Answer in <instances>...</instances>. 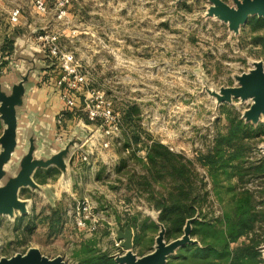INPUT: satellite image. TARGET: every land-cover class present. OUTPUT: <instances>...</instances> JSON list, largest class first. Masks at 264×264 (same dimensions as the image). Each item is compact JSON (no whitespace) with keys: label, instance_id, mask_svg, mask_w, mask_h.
Masks as SVG:
<instances>
[{"label":"rangeland","instance_id":"1","mask_svg":"<svg viewBox=\"0 0 264 264\" xmlns=\"http://www.w3.org/2000/svg\"><path fill=\"white\" fill-rule=\"evenodd\" d=\"M43 2L45 10L38 8L37 0H0L1 31L12 27L11 34L19 29L37 38L45 32L57 35L62 52H72L73 64L87 75V96L76 92L81 108L87 101L94 103L98 91L103 92L119 117V126L109 147L98 143L83 152L89 158L86 162L94 158L96 162L82 189L76 192L65 185L61 192L57 173L48 182L59 187L60 199L49 188L21 190V198L29 201V213L16 211L0 216V258L38 247L48 257L62 255L68 263L84 264L83 258L95 261L101 253L117 256L123 251L117 245L119 231L124 230L120 219L139 216L151 222L160 214L150 193L129 187L132 169L143 172L141 164L131 161L128 169L117 171L123 144L131 134L123 109L130 104L138 111L135 117L143 140L137 144L130 141L139 156L145 157L146 144L157 140L196 160L205 142L214 138L218 128H224L225 109L237 111L242 117L251 103L250 99H233L218 105L215 93L223 86L236 85V75L250 71L255 61L264 58L252 54L254 43L244 41L254 34L249 23L255 16L235 33L221 20L206 15L209 0H186L189 9L177 6L178 0ZM16 9L21 15L19 22L13 23L11 14ZM22 20L26 23L19 26ZM255 33L264 36V29ZM53 58L54 69H61L59 59ZM101 121L97 120L96 126ZM246 122L259 131L264 117L258 123ZM263 144L264 139L258 143L260 155H264ZM100 149L105 154L97 152ZM196 166L207 182L212 201L210 217L222 216L233 201L230 189L236 184L235 176L215 178L197 160ZM10 169L15 172V166ZM85 198L90 207L88 217L83 218L86 224L80 226L72 216ZM59 209L63 219L57 223L55 211ZM157 224L140 233L137 242L138 232L132 229L134 251L139 256L155 249L160 231Z\"/></svg>","mask_w":264,"mask_h":264},{"label":"trees","instance_id":"2","mask_svg":"<svg viewBox=\"0 0 264 264\" xmlns=\"http://www.w3.org/2000/svg\"><path fill=\"white\" fill-rule=\"evenodd\" d=\"M177 6L189 9L186 0H180ZM249 24L254 34L249 40L244 37V41L254 43L256 46L250 48L252 54L264 58V36L255 33L264 29V17L255 16ZM164 25L168 26V22ZM20 32L16 29L14 36ZM2 51L4 55L14 51L13 35L6 38ZM6 63L7 60H3L0 69ZM203 66L207 67V63ZM137 112L129 105L123 109L126 126L131 130L130 140L136 144L143 140L141 126L135 117ZM224 112V128H218L214 138L205 142V148L198 151L196 158L215 178L228 177L232 173L236 178V184L230 189L233 191L232 204L217 218L210 217L212 201L205 177L196 169L195 159L187 158L157 140L146 144L145 157L137 154L130 140L123 144L117 171L127 168L131 161L133 164L138 161L143 172L132 169L129 187L150 193L160 214L157 221L151 222L141 220L139 216L122 218L119 220L121 227L136 229L137 242L140 233L162 223L166 228L165 238L171 241L181 237L187 221L195 218L191 236L196 242L179 247L166 264H264V155L258 150V143L264 139V126L256 131L239 112L228 108ZM59 172L58 168L38 170L35 177L38 182L45 183ZM55 215L54 222L60 223L63 219L61 210H56ZM82 262L120 264L109 252L101 253L95 261L83 258Z\"/></svg>","mask_w":264,"mask_h":264},{"label":"water","instance_id":"3","mask_svg":"<svg viewBox=\"0 0 264 264\" xmlns=\"http://www.w3.org/2000/svg\"><path fill=\"white\" fill-rule=\"evenodd\" d=\"M209 3L210 6L206 15L226 23L228 28L235 33H238L251 17H264V0H234L232 4L225 0H209ZM253 66L250 71L236 75V85L223 86L215 95L218 105L230 102L233 99H241L242 101L250 99L251 103L244 110L242 117L246 121L258 123L260 118L264 117V61H255ZM33 69L34 66L23 74L11 90L5 89L0 80V117L5 124L4 131L0 136V216L14 214L16 211L29 213V201L21 198V190L27 187L43 190L35 177L38 169L56 165L64 174H67L66 158L75 146L82 143V138L75 136L61 151L46 158L35 154L36 143L34 137H31L27 153L19 161L15 159L14 153L18 145L17 107L23 103L26 91L25 84L29 80ZM80 145L82 149L85 146L84 150L89 151L92 148V137L88 139L84 146ZM261 149L264 152V144ZM11 165L15 166V172L10 169ZM194 219L190 218L187 221L184 234L181 237L171 241L166 240V228L164 224L160 223L155 249L142 256L134 251L133 230L129 228L120 230L119 238L122 239L123 251L114 256L116 261L120 264H166L169 256L174 254L179 247L196 242L191 236ZM0 264L71 263L66 262L62 255L48 257L43 254L40 248L31 247L25 253L1 257Z\"/></svg>","mask_w":264,"mask_h":264},{"label":"crops","instance_id":"4","mask_svg":"<svg viewBox=\"0 0 264 264\" xmlns=\"http://www.w3.org/2000/svg\"><path fill=\"white\" fill-rule=\"evenodd\" d=\"M24 23H26L25 20H22L18 25ZM11 28L3 31L0 28V64L3 60H7L6 65H3L0 69V80L4 88L11 90L22 75L34 66L29 80L25 84L26 91L23 103L17 107L18 145L14 153L15 159L19 161L27 153L31 137L35 139V154L39 157L47 158L56 154L75 136L82 138L80 144L84 146L96 129V124L92 123L83 112L76 92L83 94L85 97L88 92L84 87L73 91L71 94L78 103L75 107H68L63 97V92L66 90L57 84L61 69H54L53 56L42 46L36 36L28 32H20L13 36L14 51L11 54L6 53L4 55L2 47L6 42V38L14 35L11 34L14 32ZM61 112H63L62 122L58 123V114ZM4 128L5 124L0 117V136ZM80 144L75 146L66 158L67 174H64L58 168L60 171L58 185H61V192L65 185L70 186L76 192L79 188L82 189L86 185L88 174L92 171V165L96 162L95 158L91 162L81 159V154L88 151L84 150L85 146L82 149ZM97 152L105 154L103 149L97 150ZM49 168L57 167L52 165ZM46 169L48 168L38 170L44 171ZM48 181L50 182V179ZM48 181L45 183L37 182L40 183L44 191L49 188L60 199L62 193L58 192L59 187L56 189Z\"/></svg>","mask_w":264,"mask_h":264},{"label":"built area","instance_id":"5","mask_svg":"<svg viewBox=\"0 0 264 264\" xmlns=\"http://www.w3.org/2000/svg\"><path fill=\"white\" fill-rule=\"evenodd\" d=\"M37 5L39 9H46L43 0H37ZM20 15L19 9L14 10L11 14V21L13 23L19 22ZM37 39L53 57L55 56L59 59L61 65V75L57 80V84L66 90L63 92V97L66 100L67 106H77V100L71 93L73 91L80 90L87 85V75L78 70V68L73 64L74 55L72 52H62L59 40L60 38L57 35H51L45 32L44 34H40ZM110 104L111 102L105 99L104 93L98 91L97 100L94 103H92V101H87L83 106V110L86 112L88 119L92 123H95L99 119L102 120L101 123L96 126V129L91 135L92 145L97 146L96 144L99 143L102 147L107 148L111 145V142L116 135L119 126V117L114 114ZM62 117L63 112L58 114V123L62 122ZM81 159L83 161H88L89 158L87 154L82 153ZM89 207L88 198H85L82 203H79V206L74 212L75 214L72 216L77 219V223L80 226L86 224V221L83 220V218L88 217L87 213L89 212ZM121 242L122 239H120V242H118L117 245L122 248L120 245Z\"/></svg>","mask_w":264,"mask_h":264}]
</instances>
